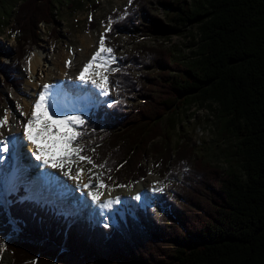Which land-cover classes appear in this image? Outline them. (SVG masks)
Returning a JSON list of instances; mask_svg holds the SVG:
<instances>
[{
	"label": "trees",
	"instance_id": "1",
	"mask_svg": "<svg viewBox=\"0 0 264 264\" xmlns=\"http://www.w3.org/2000/svg\"><path fill=\"white\" fill-rule=\"evenodd\" d=\"M62 1H21L11 29L18 35V61L13 71L0 68L2 87L20 88V60L42 42V24H57ZM76 1L69 6L82 8ZM148 3L128 1L123 13L110 14V32L134 35ZM164 5L168 23L149 19L147 30L171 37L194 23L200 40L187 33L193 56L188 60L157 43L117 59L118 71L109 76L112 107L92 112L82 139L86 148H95L84 155L105 164L101 169H107L104 182L110 187L144 181L151 172L144 163L153 159L156 174L167 183L163 205L170 211L142 209L116 229L87 221L70 225L21 190L0 203V255L7 252L11 264H264V3L165 0ZM110 39L116 53L119 44ZM194 105L212 113L218 146L236 161L227 171L180 134ZM116 126L121 130H113Z\"/></svg>",
	"mask_w": 264,
	"mask_h": 264
},
{
	"label": "rangeland",
	"instance_id": "2",
	"mask_svg": "<svg viewBox=\"0 0 264 264\" xmlns=\"http://www.w3.org/2000/svg\"><path fill=\"white\" fill-rule=\"evenodd\" d=\"M21 1L23 0H0V68L4 69L5 66H10L8 70L13 71V68L18 61L17 54H16V38L14 34H12L11 29L13 25V20L15 17V14L17 13L19 6L21 5ZM74 0H63L62 4L59 6V13L60 16L58 17L57 24L55 26L52 25H45L42 24L40 26V32H41V38L42 42L37 46L34 47L28 55L20 60V74L19 78L22 80V85L20 88H8V87H2V80L0 82V90L3 95V98L0 101V117L4 115L5 110H8L10 107V104L13 101V97L6 92L8 91H15L17 93L22 92L28 83V80L30 76L28 69L25 67V64L27 61V58L29 56L32 57L33 54L38 55L39 57H43L48 55L49 58H54L58 61L60 59H63L65 54H71V52H74L78 50L81 47L83 37L86 35H89L92 33L97 36V40H99L101 34L105 33L106 26L108 25L106 21L109 20L110 14L117 13L118 15L123 13L126 10V7L128 6L129 0H123L122 4L118 3V0H81L83 2L82 8H75L76 6L72 4L69 6L71 2ZM78 1V0H77ZM76 1V3H77ZM148 3V15H143L142 12L140 13L141 16V23L139 24L138 28L135 29V34H126L118 29L114 28L112 32H107L105 43L106 46L109 47V44L112 45L111 42L107 41V36H111V39H114L119 44V50L114 53L116 60L117 59H123L127 55H133L137 48H139L142 45L147 46H154L157 43H164L168 49H172L175 51L177 55H181L182 57L188 58L190 60L193 56L192 52L194 51V48L192 47V40L188 32H192L194 36L197 37V41L200 40L199 30L198 26L194 25V23H189L186 28H181L182 33L181 34H175L171 37L163 36L161 33L155 32V31H148L147 28L149 25V19L156 18L159 21L162 22V24H167L168 19V8L164 5L165 0H147ZM168 1V0H167ZM169 3V2H168ZM98 6V7H96ZM72 8V9H71ZM74 11V12H73ZM148 16V17H147ZM91 17V19H89ZM93 25V27H91ZM113 26V23L111 27ZM186 30V31H185ZM54 32V33H53ZM110 39V40H111ZM109 40V41H110ZM43 61H46L44 59ZM47 62H42L41 71L36 75L42 74V69H46ZM114 64L111 65V67L114 69ZM114 73L110 72L109 76ZM12 74V73H11ZM156 74L159 76H165L168 75L169 72H159L156 71ZM137 75V74H136ZM36 76L33 75V77L36 79ZM2 79V78H1ZM16 80V79H15ZM81 87V86H80ZM17 89V90H16ZM89 91L93 90L97 92L95 95H92L90 98H88L86 101L82 104V107L75 109V112L73 115H80L86 120L89 118L91 114V110L100 105V106H106L108 102H110L111 96H113L115 93H110L106 96H99L98 92L99 89H97L94 85L90 83V86L88 87ZM87 89V90H88ZM97 89V90H96ZM86 88H79L77 90L76 96L88 95L85 91ZM66 96V92L64 93ZM116 97V96H114ZM85 99V98H84ZM72 101V99H70ZM68 102V100H67ZM69 103V102H68ZM32 110L31 107H28V116L24 115L23 120L26 123L27 119L30 118ZM186 123L182 127V131L180 132L181 135L185 136L188 140H190L192 143L195 144L196 149L198 152L206 157L207 160L211 161L213 164H216L217 167L221 168L224 171H227L231 165H235L236 161L233 160L234 158L230 155V152H223L219 146L218 141L215 139L216 136L214 134L213 128L210 125V122L213 120L212 113L208 109V107H204L201 109V107H198V105H194L189 110L188 115H186ZM122 127L116 126L113 130H116L117 132L121 130ZM0 132H3V129H0ZM174 141L176 142L179 138V135L173 136ZM24 141V139H23ZM22 148H19L18 151L22 153V156L26 159L28 163H32V167L30 166V172L29 175L24 176L19 179V182L17 183V191L21 187H26L28 189V181L29 184L32 186L33 182H35L34 177L37 176L38 170L40 169L39 164H37V161L34 160V157L31 155V150L28 142L25 140L23 142ZM84 155V153H81ZM12 155V156H11ZM5 159L0 163V192H3L4 188L10 184V179L12 176L9 174H15L17 170H19V178L21 176V166H19L20 160H15V155L11 154V147L9 149V153L4 154ZM15 160V162H14ZM153 159H149L146 161L145 166L151 170V172L148 173L147 177L144 181L141 183H137L131 187L128 188H121V189H115V188H103L99 189L101 190V197H106L107 192L116 191V196H114L113 199L116 197L120 198V203L113 206V211L119 212L120 214L123 213V207L121 205L123 204L125 207L128 206V209H132L134 212L137 211V209H143L140 207V204L136 202L135 194L132 195L133 200L126 198L122 195H120L121 190L125 189L128 190L134 186H143L148 182V180L155 181L151 184V186L148 188L150 190L149 192V199L153 202V209L158 215L167 214L169 210V206L163 207L161 202H165L163 200V195L165 193L167 183L164 178L159 177L156 174L157 169H154L152 166ZM14 166H18L17 169H13ZM75 169L73 170V174L75 175L77 172V168H85L87 167L88 171L89 169H92L91 172H94L93 175H90L93 177L94 180H92L93 186L97 185L99 183V179H104V174L107 169H101V168H93L92 164L87 163L86 161L79 162V164H74ZM89 172V174H91ZM96 174H99V179L96 178ZM22 184L18 185L20 182ZM104 181V180H103ZM9 182V183H8ZM158 182V183H157ZM38 183V182H36ZM106 183V182H104ZM153 185H155L157 188H163V191H153ZM31 189V187L29 188ZM33 190V188H32ZM29 193H27V197L31 195V198H35L37 200L42 199V201L51 204V206H56L57 211L61 212V214L70 215L75 218L74 221H81L86 220L89 221L91 218L88 215V212L84 216L83 214H80L79 208H75L71 204L69 206H64L61 203H58L59 200H64L62 197L59 199H56L54 195H45V193H36L34 190ZM96 190L95 187L91 189L90 191ZM16 191V192H17ZM104 195V196H103ZM140 195V194H139ZM8 195L4 197V200H6ZM151 197V198H150ZM151 205V203H150ZM144 206V205H143ZM128 209H125L126 211H129ZM166 211V212H165ZM122 218H124V215L122 214ZM102 222V221H101ZM99 223V222H98ZM6 253L7 257L9 258V262L11 264V258L7 252H2L1 256ZM0 256V258H1Z\"/></svg>",
	"mask_w": 264,
	"mask_h": 264
},
{
	"label": "snow or ice",
	"instance_id": "3",
	"mask_svg": "<svg viewBox=\"0 0 264 264\" xmlns=\"http://www.w3.org/2000/svg\"><path fill=\"white\" fill-rule=\"evenodd\" d=\"M132 0H129L131 4ZM91 19V17L89 18ZM113 23L112 18H109L108 25L106 26L105 33L101 34L98 40V49L92 55L90 60L85 64L80 72L78 79L82 82H90L97 89H99V96H106L110 94V81L109 73L118 71L113 69L111 65L115 63L116 57L114 49L107 47L105 38L107 32H110L111 25ZM29 73L31 72V56L27 58ZM71 66V61L66 62ZM53 85L45 84L42 90L38 93L37 99L33 103L32 112L30 118L26 123H23L22 138L35 147V151L31 153L35 161L42 162L40 167H46L51 169H59L65 177L73 181H78L80 174L83 172L82 168H77L75 175L71 174L72 166L79 164V162L86 161L93 165V168H104L105 164H95L92 157L88 155H82L85 151L95 152V148H86L83 143V137L87 135V129L85 127L86 121L80 115H70L64 108L66 105L61 100V95L58 92H53ZM113 103H118L114 101ZM21 106L17 105L19 109ZM107 107H112V104H107ZM21 115H24L21 112ZM7 128L9 136H4L0 132V163L5 159L4 154L9 153L10 146L15 149L16 143L21 139L11 134L12 125L9 123V113L5 110L4 115L0 117V129ZM65 168L68 170L65 171ZM92 169H89L91 172ZM110 171V169H109ZM12 176L11 183L8 184L3 192H0V203H4V197L11 195L17 191V181L19 179V170L15 174H9ZM44 175H49L45 173ZM96 178L99 179V174H96ZM93 177H89V183L78 184L81 192L85 189L95 187L96 190L88 191L85 193V197H90L92 204L95 206L92 209L94 214L107 220V214L112 211L113 206L120 203V198L108 199L101 201L102 193L99 189L106 188L107 185L102 179H99V183L95 186L92 184ZM111 179V177H109ZM158 183V182H157ZM123 187V185H121ZM153 191H163V188H157L153 185ZM31 199V195L28 197ZM84 199V197H82ZM141 199L138 194L135 200ZM108 223H103V227L108 228ZM2 247V245H0Z\"/></svg>",
	"mask_w": 264,
	"mask_h": 264
},
{
	"label": "bare ground",
	"instance_id": "4",
	"mask_svg": "<svg viewBox=\"0 0 264 264\" xmlns=\"http://www.w3.org/2000/svg\"><path fill=\"white\" fill-rule=\"evenodd\" d=\"M118 3L122 4L123 0H118ZM97 49V36L92 33V35L89 34L83 37L81 47L78 50L71 52V54H65L63 59H60V61L54 59L53 57L49 58L48 55L44 56L43 58L33 54L31 57V72L29 73V75L32 76L28 77L29 80L26 88L20 93H17L13 90L6 92V94H8V97H10L9 95L13 97V101L8 109L9 123L10 125H12L11 134L21 138L16 143L15 149L10 146L11 154L15 155V160H20V162L18 163L19 166H21L22 168L20 170V180L22 177L29 175V172L31 170L30 166L31 168H33L32 163H28L26 159L22 156V153L18 151L19 148H22L21 146H23V142L25 141H23L22 138L23 128L21 127V125L25 123L23 120V116L29 115L28 107H31L32 110L33 103L37 99L38 93L42 90L43 85L49 84L54 86L53 92L60 93L61 100L66 105L64 111H66L70 115H73L75 109L82 107L83 102H85L88 98L97 93L93 90L89 91L88 87L90 86V82L85 83L78 79V76L82 71L83 67L90 60V58L97 51ZM44 59H46V61H43ZM68 61H71L70 67L66 63ZM42 62H45V64L47 62L48 64L45 70L42 69V74L38 75L37 77L36 75L41 71ZM25 67L27 69L29 68L28 62H26ZM33 75L36 76V79L33 77ZM79 88H86L85 91L88 95L85 94V96H76L78 92L77 90H79ZM65 92L66 96L64 95ZM70 99H72V101ZM67 100L69 103L67 102ZM17 105H20L21 107L18 109ZM21 112H23L24 115H21ZM2 133L4 136L10 135L7 128H3ZM28 144L30 146V152H34L35 147L31 145L30 142H28ZM37 164L41 165L42 162L37 161ZM17 168L18 166L13 165V169ZM74 169L75 166L73 165L71 170L72 175H74ZM67 170L68 169L65 168V171ZM38 173L39 175L37 174V176L34 177L35 182H33L32 186L30 185L32 181L30 184L29 181L28 184H26L29 186V188L31 187V190L33 188L34 192L36 193L41 194L43 192L45 193V195H54L56 199L62 197L64 200H59L58 203H61L64 206H69V204H71L75 208L78 207L80 214H83L84 216L89 210V217L95 220L96 222H101L104 220L98 215V213L94 214L92 212V209L95 206L92 204L90 197H85V193L93 188L85 189L84 192H81L80 188L77 186L78 184L82 185L85 183H89L90 175L94 174V172H91V174H89L87 167L83 168V172L80 174L78 181H73L68 177H65L59 169L40 167ZM45 173L49 175H44ZM19 179L17 183L19 182ZM11 180L12 178L9 181L10 183ZM154 182L155 181L148 180V182H146V184L143 186H134L128 190L123 189L121 190L120 195L133 200V194H135V197L140 194L141 199L139 201L136 200V202H138V204H140L141 206H149L150 203H152V200L149 199L150 190H148V188ZM22 183L23 181L20 182L18 185ZM116 195V191H109L107 192L106 197L101 198V201L113 199ZM82 197H84V199H82ZM0 264H10L9 258L7 257L6 253L1 256Z\"/></svg>",
	"mask_w": 264,
	"mask_h": 264
},
{
	"label": "water",
	"instance_id": "5",
	"mask_svg": "<svg viewBox=\"0 0 264 264\" xmlns=\"http://www.w3.org/2000/svg\"><path fill=\"white\" fill-rule=\"evenodd\" d=\"M262 2L264 3V0H262Z\"/></svg>",
	"mask_w": 264,
	"mask_h": 264
}]
</instances>
